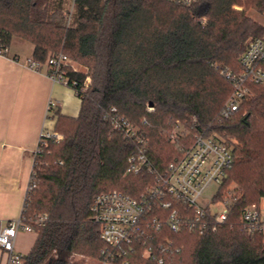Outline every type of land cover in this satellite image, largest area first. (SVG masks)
Masks as SVG:
<instances>
[{
  "label": "trees",
  "instance_id": "trees-1",
  "mask_svg": "<svg viewBox=\"0 0 264 264\" xmlns=\"http://www.w3.org/2000/svg\"><path fill=\"white\" fill-rule=\"evenodd\" d=\"M251 7L264 14L263 0H0L2 48L23 40L34 47L32 60L45 65L62 54L87 67L92 80L86 86L85 74L68 69L78 82L79 116L58 114L53 131L63 140L39 145L36 188L22 212L37 240L24 264H73L74 254L112 264H264V236H248L241 224L242 210L264 199V88L252 86L238 112L222 117L233 94L223 72L238 71L248 41L264 35ZM116 115L136 129L134 138L115 128ZM181 127L186 136L172 133ZM199 134L234 141L221 186L235 185L229 220L203 235L166 223L157 230L154 219L165 221L170 209L152 200L140 240L108 246L91 219L95 197L115 190L141 199L155 175L133 174L130 159L144 155L163 173Z\"/></svg>",
  "mask_w": 264,
  "mask_h": 264
},
{
  "label": "built area",
  "instance_id": "built-area-1",
  "mask_svg": "<svg viewBox=\"0 0 264 264\" xmlns=\"http://www.w3.org/2000/svg\"><path fill=\"white\" fill-rule=\"evenodd\" d=\"M166 1L182 6H192L201 0ZM7 52L8 50L0 46V56H7ZM237 63L238 71L223 72L233 87L232 97L222 112L224 119H229L232 114L238 112L240 104L250 96L252 86L264 88V35L248 41ZM28 67L37 72H41L45 67L46 74L54 81L73 89L78 85L75 79H70L67 75L72 65L71 59L65 55L53 56L45 65L30 59ZM115 111L112 109V112ZM113 123L127 139L136 136V129L127 119L116 115ZM50 138L60 142L63 140V135L54 131H44L40 136V144ZM39 152L40 148L35 156ZM232 162L231 146L224 139L207 137L203 134L196 135L192 146L183 153L181 158L171 162L163 173L154 171L144 155L139 157L137 163L132 158L130 172L135 175L143 171L152 173L155 175L156 185L148 189L141 199L115 190L99 194L91 206V219L99 227L101 239L108 246L127 247L140 240L143 235V226L149 227L147 204L148 201L157 200L161 204V209H170L165 221L157 223V218L154 219L157 230L166 223L173 232L188 229L199 235L206 234L224 225L230 218L233 200L228 192L223 194L221 186ZM212 185L219 186L217 193L209 201L204 200L205 192ZM35 188L36 184L31 179L27 196ZM175 204L185 207L184 212L174 207ZM187 211L192 212L191 216L186 213ZM45 219L41 218L37 224L41 225ZM241 224L248 236H264V213L260 205L245 207L241 212ZM19 232H35L33 226L23 221L22 214L0 228V249L8 256L7 264H24V255L15 250ZM102 264H110V262H102Z\"/></svg>",
  "mask_w": 264,
  "mask_h": 264
},
{
  "label": "crops",
  "instance_id": "crops-1",
  "mask_svg": "<svg viewBox=\"0 0 264 264\" xmlns=\"http://www.w3.org/2000/svg\"><path fill=\"white\" fill-rule=\"evenodd\" d=\"M22 41V40H21ZM15 38L0 56V228L23 212L42 132L53 131L58 114L77 118L81 99L76 91L28 67L33 45ZM35 232H19L15 250L30 253ZM8 256L0 249V264Z\"/></svg>",
  "mask_w": 264,
  "mask_h": 264
},
{
  "label": "rangeland",
  "instance_id": "rangeland-1",
  "mask_svg": "<svg viewBox=\"0 0 264 264\" xmlns=\"http://www.w3.org/2000/svg\"><path fill=\"white\" fill-rule=\"evenodd\" d=\"M249 14L255 18L258 22H263L264 23V20H263V15L262 14H259L257 13V10L255 7H251L249 9ZM18 42H23V40L21 41L20 39H18ZM27 46H31L30 43L28 42H24ZM71 65H72V69H75L77 70L79 73H83L87 76L86 78V84L87 85H90L91 84V75H90V71L87 67L83 66L82 64H80L79 62L77 61H74L71 59ZM175 132H178L180 134H184V136H186V134L189 132V130L187 129H184L183 127H181L180 129H173L172 133H175ZM172 140L175 139V136H171ZM225 141L228 142V144H234V141L231 139V137H226L224 136L223 137ZM235 185L233 183H229V187H227L226 189H224L223 191V194L224 192H228V191H231L232 188H234ZM219 189V186L217 185H212L204 194V200H207L209 201L210 199H212L215 194L217 193ZM32 194V192H31ZM260 207H261V211L264 213V199L261 200V203H260ZM71 263L73 264H102V263H99L96 259L94 258H91L89 256H84V255H81V254H74L72 257H71ZM111 264V263H110Z\"/></svg>",
  "mask_w": 264,
  "mask_h": 264
}]
</instances>
